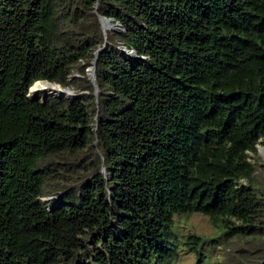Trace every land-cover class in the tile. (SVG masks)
<instances>
[{
  "label": "trees",
  "instance_id": "16d2710c",
  "mask_svg": "<svg viewBox=\"0 0 264 264\" xmlns=\"http://www.w3.org/2000/svg\"><path fill=\"white\" fill-rule=\"evenodd\" d=\"M258 144L264 0H0V264H264Z\"/></svg>",
  "mask_w": 264,
  "mask_h": 264
},
{
  "label": "rangeland",
  "instance_id": "374dc122",
  "mask_svg": "<svg viewBox=\"0 0 264 264\" xmlns=\"http://www.w3.org/2000/svg\"><path fill=\"white\" fill-rule=\"evenodd\" d=\"M37 97L41 99V95H37L35 98ZM257 155L264 162V145H257ZM43 200L51 201L52 204L55 203L51 196ZM173 229L180 240H184L189 233L203 237L206 241L203 253L209 256L208 264H223L224 260H226L228 242H224L222 232L212 224L207 216L200 213L181 215L177 217ZM180 245L182 244L180 243ZM195 259L196 257L193 253L178 249V254L173 264H194Z\"/></svg>",
  "mask_w": 264,
  "mask_h": 264
},
{
  "label": "water",
  "instance_id": "95a60500",
  "mask_svg": "<svg viewBox=\"0 0 264 264\" xmlns=\"http://www.w3.org/2000/svg\"><path fill=\"white\" fill-rule=\"evenodd\" d=\"M98 19H99V21L101 23V26H102V28H103L104 31L105 30H108V29H115V30L121 29V26L118 23H113L112 22V19H108V18L103 17V16H100V15H98ZM100 50L101 49H98L95 52V58L91 62V66L87 69V75L90 78V80H91V82L93 83V86H94V95H97L98 94V86H97V84L95 82V65H96V57H97L98 52ZM130 54L133 55L132 52ZM35 82H47V83H50V84H53L54 86H56L57 88L54 89L53 93L48 94L49 96L64 95L67 98H72L74 96V93H73V91L70 88H63L58 83H51V82H48L46 80H37ZM32 84L30 85V87L32 86ZM30 87H29V89H30ZM29 89H28V92H29ZM45 96L46 95H41V99H44ZM27 97L29 99H35V97L30 98L28 96V94H27Z\"/></svg>",
  "mask_w": 264,
  "mask_h": 264
},
{
  "label": "bare ground",
  "instance_id": "6f19581e",
  "mask_svg": "<svg viewBox=\"0 0 264 264\" xmlns=\"http://www.w3.org/2000/svg\"><path fill=\"white\" fill-rule=\"evenodd\" d=\"M57 88L53 84L47 82H35L29 89L28 96L33 98L37 95H48L53 93L54 89Z\"/></svg>",
  "mask_w": 264,
  "mask_h": 264
}]
</instances>
